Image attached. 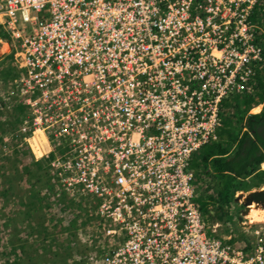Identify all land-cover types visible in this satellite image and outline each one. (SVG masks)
Returning a JSON list of instances; mask_svg holds the SVG:
<instances>
[{"label":"built area","instance_id":"1","mask_svg":"<svg viewBox=\"0 0 264 264\" xmlns=\"http://www.w3.org/2000/svg\"><path fill=\"white\" fill-rule=\"evenodd\" d=\"M64 1L69 3L63 5ZM104 1V4L91 5L94 17H88L80 9L81 0H0V19L5 32L18 45V50L20 48L17 51L19 60L25 64L21 68L19 88H23L21 92L28 96L22 104L31 109L30 114L25 116L26 120L31 117L30 125L40 128L52 144L60 145L63 150L68 145H76L74 163L85 165L88 173L95 175L93 181L87 173L70 172L58 159L51 166L61 169L57 172L62 181L60 184L66 186L69 193L74 190L80 194L98 192L92 195L98 199V214L107 219L105 222L110 228L107 232L123 237V242L129 236L132 239V243L118 247L116 252L112 248L101 259V264H231L237 257L251 254L257 255L259 264H264V247L261 245H254L247 251L236 250L229 245L220 249L203 237V232L197 230L191 220L198 211L190 199V182L175 179L163 187L160 178L156 183L143 178L146 174L167 176L169 168L183 173L184 170L189 171V160L185 158L210 143L213 138L211 132L218 125L214 120L204 121V116L214 107L219 108L230 93L250 90L247 82L253 81L255 65L264 62L261 47L254 43L256 25L251 23L250 18L251 9L260 0H159L171 9H183L179 13H168L166 19L180 16L192 20V23L187 27L177 24L176 29H169L153 15L150 23L161 30L157 37L140 31L135 24L117 17L115 13L105 14V10H116L146 20L145 8L132 0ZM46 4L56 13L41 12ZM54 4L57 6L54 7ZM148 6L155 13L156 4L149 2ZM83 23H88V27ZM76 26L84 31L67 29ZM26 27L34 30L35 38L17 40ZM114 32H117V38L112 37ZM80 40L94 46L100 63L91 56L90 46L79 43ZM158 40H163L164 44ZM46 41L50 43L49 55L53 60L67 57L64 65L53 64L49 72L38 69V65L50 61L42 54ZM212 49L218 51L219 58L211 55ZM118 58L128 61L134 68L127 72L145 71V66L136 61L138 59L153 62L157 71L152 73L150 80L168 79L171 87L177 82L186 84L187 91L199 93L186 101L191 108L193 104L200 103L203 113L189 111L184 101L177 107L162 102L158 98L162 88L154 87L150 93H144L137 83L124 88L121 81L127 84L133 81L116 71L114 63ZM202 62L206 63V67L200 66ZM71 67L78 73H71ZM178 71L184 75L177 80L174 74ZM90 72L98 75L99 79L91 78ZM232 75L234 78L230 84ZM63 76L70 77L74 89L64 86ZM36 90L42 92V100L32 95ZM172 97L175 101L176 97ZM111 99L120 105L137 107L130 112L131 116L139 117L137 123L128 124L138 133V141L128 138L124 122L110 124L101 119L97 106L105 105ZM148 108L179 112L184 128L170 131L167 120L161 117L162 112L148 114ZM69 112L73 117L68 116ZM80 113L89 117L88 128L97 137L88 131L83 139L69 141L67 135L77 127ZM216 116L219 117V113L213 115ZM191 139L194 141L188 143ZM131 144L146 155H140L138 160L129 148ZM91 146L104 148L109 153L104 159L110 157V164L116 165L127 179L106 173L101 159L96 153L88 151ZM176 164L182 168L179 169ZM164 199L168 200L166 204H163ZM147 200L156 201L159 205L144 206ZM124 213L126 222L119 223ZM174 215L187 219L172 223L166 221V216ZM202 225L205 226L203 221Z\"/></svg>","mask_w":264,"mask_h":264},{"label":"rangeland","instance_id":"2","mask_svg":"<svg viewBox=\"0 0 264 264\" xmlns=\"http://www.w3.org/2000/svg\"><path fill=\"white\" fill-rule=\"evenodd\" d=\"M255 10L256 11H253L254 14L252 17L253 19L256 18L258 22L254 23V25H256L257 32L264 33L263 0L256 4ZM2 22L3 21L0 20V30L4 33L5 27ZM21 35L23 36L24 34L22 33ZM115 37L117 38V35ZM260 40L264 45V38H260ZM17 47L18 45L15 41L7 37V35L5 37H0V172L5 171L11 178H14L12 180V187L11 183L9 184L10 190L8 191V198L3 199L5 202L0 198V224H3V222L6 223L9 219L7 228H1L2 225L0 227V264H5L8 259H11V261L13 260L12 256H5L4 252L6 253V250H8L6 244H10V240L16 239L14 237V235H16L15 233L20 231L21 233L19 236H22V238L25 239L29 232V227L25 229L24 224L22 226L24 217L17 219V216H21L18 210L19 198L22 197L25 192L26 184L24 182H27L26 179L28 177L27 172L22 169L24 166H26V168L28 167L31 173H36L40 176V180L45 181V184L47 183L46 181H48V185L50 187L46 188L44 192L47 191V195L51 200L59 199L63 201V204L65 203L67 208L65 209L64 214H67L69 218L76 217L74 222L75 224L72 223V221H69L66 224L65 231L63 230L64 232L56 235V238H59L55 240L57 244H54L48 236H46L47 240H45V237L42 238V236H37L33 233L30 234L27 238V244L32 245L31 250H33L34 253L32 259L34 262L33 264H55L52 261L53 259L56 260V258H63V260L66 261V264H76L79 260V262H81V260L85 259L87 262L86 264H101V259L106 254L110 253L111 246L113 247L114 252L120 244L109 243H113L115 237H108L104 233L105 229L109 228V226L107 223L105 224V221L100 219L97 215V204L95 207H90L89 204L82 203L83 200L91 201L95 197L90 196L87 193L80 194L75 190L73 193H69L67 187L60 184L62 181L57 175V172L61 169L51 166V163L54 161L53 159H55V161L61 159L62 164L64 162H71L68 156L65 155V152L68 150L74 151L77 146L71 144L63 150L60 145L57 146L55 144L57 149H53V144H51V142L46 138L45 133L40 130V128H33L30 125L31 117L26 120L25 116L30 114L31 109L22 104V100L26 99L28 96L27 93L21 92L23 88H19V86H21L20 78L22 77L21 68H23L24 65L23 62L19 60L20 55L17 51H19L20 48L18 50ZM10 54L11 57H9ZM32 95L40 100L43 99L42 92L39 90H36ZM15 105L24 106V114L21 115L18 111L13 113V106ZM253 106L255 109L253 108L251 113L258 112L261 109L259 101L256 104H252V107ZM38 110H40V107ZM227 111V109L225 110L221 108V112H219V117L223 118L222 122L229 120L224 119L227 116ZM35 115L37 116L38 113L36 112ZM6 121H8V125L4 127L1 123H5ZM13 125L16 127H13ZM223 125L225 126V124ZM221 126L222 123L217 131L218 136ZM35 137V145L39 150L38 153L34 150L35 147L32 143V140ZM67 138L69 141L83 139L77 137ZM212 143L213 141L211 143H207L205 146H209V144ZM48 146H50L51 149H49ZM205 146L194 154V157L197 158V160H192L190 167L194 171V179H197V184L202 187L206 194V192H212L213 186L211 184L214 185V179L209 176L205 177L201 175V171L204 166L201 164V161H199V158H201L200 154L204 150ZM59 150L62 152L61 155L58 154ZM33 163H35V165H33ZM29 165L32 166L29 167ZM74 170L81 172L78 169H73L72 171ZM260 172L261 171L247 179H244L243 189H247L252 184L254 185V182L256 183V179L260 175ZM36 188L39 193H41L43 190V184L38 183ZM247 195L248 193L245 191L243 193H241V191H237L234 196L235 198H230L228 203L222 207L223 214L220 213V216H222L221 221H218L217 219L207 220L203 216V219L207 224V236L210 239L220 240L221 242L230 245L238 244L236 247L242 250L246 246L248 249L253 247V244L251 243L255 242V238L257 236L256 231L264 236V217L262 220L256 221L254 218H250L251 216H244L243 211L245 210V197ZM71 199L77 200V203L80 202V210L77 209V206L69 203ZM200 206L201 211L203 212V206ZM257 206L260 209L263 208L261 205ZM214 208L215 207L213 206H209L212 213L217 211V208ZM87 209H89V211ZM47 210H44V214ZM42 214V210L39 209H37L36 213L34 212L37 222L38 216ZM86 222L87 224L83 226V223ZM93 224H96V226H93ZM90 226L95 227L96 229ZM34 228L38 229L37 226H34ZM57 229L58 227L53 229V236L54 233L58 231ZM41 234L44 235L43 233ZM260 237L261 235H259V238ZM65 241H68L69 244H64ZM116 241L117 240H115V242ZM47 245L48 248L52 247V250L50 249V251H46ZM42 248H45V251ZM73 251V255L67 257V255ZM60 259L57 264H63ZM91 259H93V263Z\"/></svg>","mask_w":264,"mask_h":264},{"label":"trees","instance_id":"3","mask_svg":"<svg viewBox=\"0 0 264 264\" xmlns=\"http://www.w3.org/2000/svg\"><path fill=\"white\" fill-rule=\"evenodd\" d=\"M254 11L256 10L254 9ZM253 14L254 12L252 15ZM254 22L257 23L258 20L256 21V18H254ZM6 35L8 37L7 32L3 33L0 30V37H5ZM256 36L257 42L263 46L260 38H264V33L257 32ZM9 57H11V54ZM254 71L255 75L253 76V84L250 90H243V92L238 95L233 94L220 104V112L221 108L228 110L226 112L227 116L224 119L229 120L222 122L223 118L221 117L222 126L219 130L218 139L213 141L212 144H209V146H205V144V148L200 154L201 158H199V161H201V164L204 166L201 175L205 177L209 176L214 179V185L211 184L213 186L212 192H206L205 194L202 187L197 184V179H194L195 174L193 178V186L197 193L196 203L200 211V205L203 206L204 211H201V213L207 220L217 219L221 221L222 216H220V213L223 214L222 207L228 203L230 198H235L234 196L237 191L244 190L246 192L249 191L251 187H259L261 184H264V170L260 169L261 164L264 163V68L262 70H260V68L255 69ZM258 101L263 104L261 111L257 113H248V110L252 108V104H256ZM24 109L22 105H15L13 106V113L18 111V113L22 115L24 114ZM1 124L5 127L8 125V121ZM223 124H225V126ZM15 125H13V127H16ZM194 154L190 160V166L192 160H197ZM33 165H35V163H33ZM30 166L32 165H29V167ZM22 169L27 172L28 177L26 179L27 182H24L26 184L25 192L22 197L19 198L18 210L21 216H17V219L24 217L22 226L24 224L25 229L29 227V232L25 239L19 236L21 233L20 231H18V233L16 232V235H14L16 239L10 240V244H6L8 250H6V253L4 252V255H8L9 257L12 256L13 260L11 261V259H8L5 264H33L34 262L32 259L34 253L33 250H31L32 245L27 244V238L30 234L33 233L37 236H42V238L45 237V240H47L46 236H48L54 244H57L55 240L59 238H56V235L65 231L66 224L69 221L74 223L76 219V217L69 218L67 214H64L67 206L65 203L63 204V201L59 199L51 200L47 195V191L44 192L46 188L50 187L48 181H46L47 183L45 184V181L40 180V176L36 173H31L26 166ZM259 171L261 172L256 179V183L254 182V185L252 184L247 189H243V180L257 174ZM192 172L194 173L193 170ZM0 179V181H2L0 182V198L3 200L8 198V191L10 190L9 184L11 183L12 187V180L14 178H11L9 174L4 171L0 172ZM38 183L43 184L41 193H39L36 188ZM3 201L5 202V200ZM69 203L77 206V209L80 210V202L77 203V200L71 199ZM82 203H87L90 207H95L98 203V199L94 198L91 201L83 200ZM209 206L217 208V211L212 213ZM37 209L43 212L42 215L38 216V222L34 216V212L36 213ZM44 210H47L45 214ZM8 220L6 223H1L0 227L2 225L1 228H7ZM86 224L87 222L83 223V226ZM34 226H37L38 229L34 228ZM93 226H96V224H93ZM57 227L58 231L55 232L53 236V229ZM64 244H69V242L65 241ZM42 249L45 251V248ZM50 249L52 250V247L48 248L47 245L46 251H50ZM73 253L74 251L70 252L67 257L73 255ZM59 259L60 258H56V260L53 259L52 262L57 264ZM61 260L63 264H66L63 258L60 259V261ZM92 260L93 259H91V261ZM79 261L76 262V264L87 263L86 259L81 260V262Z\"/></svg>","mask_w":264,"mask_h":264},{"label":"bare ground","instance_id":"4","mask_svg":"<svg viewBox=\"0 0 264 264\" xmlns=\"http://www.w3.org/2000/svg\"><path fill=\"white\" fill-rule=\"evenodd\" d=\"M132 1L137 3V5L139 7L145 8L146 15L148 17L146 20H141V19H139L137 17L134 18L133 16H130L129 14H126L124 12H118L116 10H105V14L106 15H111V14L115 13V15L117 17L124 18L127 22H129L131 24H135L140 29V31H144L146 34H148L151 37H157L159 35V33L161 32V30H159L158 28L152 26V24L150 23V19L152 18L153 15L157 16L161 20V23L166 28H169V29H176L177 28V24L178 25L180 24V25H182L184 27H187V26H189L192 23V20H187L185 17H180V16L176 17L173 20L172 19L168 20V19L165 18V15H167L168 13H171V12H178V13L182 12L183 11L182 8L171 9L170 7L166 6L165 4L160 3L159 0H132ZM149 2H152V3L156 4L157 9H156L155 13H152L150 11V7L148 6ZM68 3H69V1H64L63 5H67ZM79 3H80V6H81L80 9H81V11L83 13H85L88 17H94L91 14L90 6L91 5L92 6H96L98 4H104L105 1L104 0H95V1H92V0H81V2H79ZM256 4L251 9L252 13H253V10H254ZM49 6L50 5L46 4L43 8H41L40 11L43 12V13H56L55 12L56 10H53V9L51 10L49 8ZM56 6H57V4H54V7H56ZM180 15L181 16H185L184 13H180ZM250 18H251V23H255L254 19L252 17V14H251ZM82 25L88 27V23H83ZM99 26L100 25L98 24V30H100ZM21 28L22 27L20 26L19 29H21ZM67 29H70V30L75 31V32H83L84 31L83 29L79 28V26H76L74 29L70 28V27H67ZM22 33L24 34L23 36L21 35ZM22 33H20V37L22 39L35 38V32H34V30L32 28L26 27L25 30ZM256 33H257V30L255 32V35H256ZM116 35L118 37L117 32H114L112 37L115 38ZM20 37H18L17 40ZM158 42L161 43V44H164L163 40H158ZM79 43L84 44V45H89L90 46V54L93 57V59L96 60L99 63L101 62L100 57L95 54L94 46H92L90 42H87V41H84V40H80ZM113 43H116V41H113ZM254 43L258 44L261 47V45L257 42V38H255ZM49 44H50L49 41H46V44H45L44 48L42 49V54H43L44 58H50V61L48 63H42V64L38 65V69L40 71L49 72L51 70V66L53 64H56L58 66H62V65L65 64V62L67 60V57H64V56L58 57V58L53 60V57H50V55H49ZM261 49H262V47H261ZM261 54H262L261 56L264 57L263 49H262V53ZM211 55L214 56L215 58H219V53L215 49H212V54ZM208 57L209 56H205V58H208ZM136 61L142 63L145 66V71L134 70L132 72H127V70L134 69V68L130 65V63L128 61L121 60L120 58H118V60L114 63L116 68H117L116 71H119V72L123 73L125 77H127V78H129V79H131L133 81L132 83H129V84L124 83L123 81H121L120 84L124 88H128L129 86H132L134 83L139 84L141 86V88H142L144 93H150L154 87L162 88L163 91L159 94V97H158L162 102H164V103H166V104H168V105H170L172 107H177V106H181V102L184 101V103L186 104V106H187L189 111L192 109L196 113H199V114L203 113V109H202L200 103L193 104L192 108H191L189 102L186 101L187 98H189L191 96L199 95L198 92H192V91L189 92V91H187L188 86L186 84L182 83V82H177V84L175 86L171 87L169 85V83L167 82V81H169L168 79H167V81H163V80H159V79L150 80L152 73H156V71H157L156 65L153 62L145 61V60H142V59H138ZM23 65H25L24 62H23ZM200 66L201 67H206V63L202 62V63H200ZM259 68H260V70H262L264 68V62L256 63L254 69H259ZM103 69H104L105 72L108 71L106 68H103ZM70 72L77 74L78 70H76L74 67H71L70 68ZM174 75H175L174 77L178 80V79H180V77H182L184 75V73L181 72V71H178L177 74H174ZM90 77L93 78V79H99V76L94 74L93 72H90ZM86 78H87V76H86ZM233 78H234V76L232 75L230 77V80H229L230 84L232 83ZM62 82H63L64 86H66L69 89H74L75 88V86H74V84H73V82H72V80L70 79L69 76H63ZM111 83L114 84V85L118 84V82H111ZM250 84H251V81L247 82V86H250ZM242 92H243V90L234 91V92L230 93L228 96L230 97L233 94L238 95V94H240ZM172 96L176 97L175 101H173V97ZM136 108L137 107L134 106V105H127V106L120 105L114 99L108 100L105 105H98L97 106V110L99 111V113L101 115V119L105 123L116 124V123L124 122L125 123L124 129H125V132L128 135V138L129 139L132 138V139H135V140L138 141L140 139L138 133L131 127V125L128 124L129 122L137 123L139 117L130 115V112H132ZM154 111H161L162 112L161 117H163V118H165L167 120V123H168V125L170 127V131H176V130H180V129L184 128L182 115L179 112L173 111V110L171 111V110L164 109V108L163 109L162 108H156V109L148 108V109H146V113H148V114H151ZM219 112H220V104H219V108L217 106L214 107V109L207 116H204V118H203L204 121L214 120L218 124L216 126V129L211 132V134H213V138H212L211 142L214 141V140H217V131H218V128L220 127V125H221V117H217V116L213 117V115L214 114L216 115V113H219ZM68 116L69 117H73V115L70 112L68 113ZM67 122L72 123V120H68L67 119ZM89 122H90L89 117L86 114H84V113H80V118H79L77 127L71 133H69L67 135V137L84 138V133L88 132V131H92V133H93L92 136L97 137L96 133L92 129L88 128ZM175 126L177 127V129H175ZM40 132H42V131H40ZM193 141H194V139H191L188 143H192ZM32 143L34 144V147H35L34 150L37 151V153H38L39 150L36 148V145H35L36 137L32 140ZM204 145H202V146H204ZM38 146H39V144H38ZM129 148L133 152H135V155L138 158V160L140 159V155H143V156L146 155L144 151H141L140 149H138L134 144L129 145ZM88 151L96 153L97 157L99 159H101V164H102L103 170L106 173H111L117 178L119 177V178H122L124 180L127 179V177L125 175L121 174L119 172V170H117L116 165L110 164V161H111L110 157L108 159H104L109 154L104 148L91 146L88 149ZM192 155L185 158L186 160H189V164H188L189 171H185L184 170V173H183L180 170L169 168L168 169V173L169 174L167 176L166 175H162V174H160V175H158V174H146V175L143 176V178L152 180L154 183H156L158 181V179L160 178V180L162 181V186L163 187H167L175 179L182 180L184 182H190V184H191V186L189 188L190 199H191V201H192V203H193V205L195 207V210L198 211L197 216H195V217H193L191 219L192 221H194L195 228L197 230H199V231H202L203 232V237L206 240L214 242L218 246V248H220V249H222V248L226 247L227 245H229L230 247H232V248H234L236 250H241L240 248L236 247L238 244H231V245L230 244H226V243L221 242L220 240L210 239L207 236V232H206L207 231V228H206L207 224H206V222L203 219V214L199 210L198 204L196 203L197 194H196L195 188L193 186V179L190 178L191 175L194 177L193 172H192L191 167H190V160L192 158ZM176 165L179 167V169L182 168L180 164L179 165L176 164ZM63 166L67 167L70 172H72L73 169H78L81 172L89 174V176L92 178L93 181L95 180V175L91 174V173H88L85 165H82V164L77 165L74 162H64ZM254 192H258V191H254ZM85 193H87L90 196H94L92 194H99L98 192H94V191L93 192L85 191ZM250 193H253V192H250ZM167 201H168L167 199H164L163 204H166ZM149 204L159 205L158 202L151 201V200L144 201V203H143L144 206L149 205ZM257 205H261V204L256 203V202H252L251 204H246V202H245V206L244 207H246V209H248V210L247 211H243L244 216L246 215V212L249 211L248 214H247L248 217L251 216L250 218H252V219L254 218V220H256V221L257 220H262V218L264 217V209L260 210V208ZM261 206H264V205H261ZM142 214H144L143 210H141V215ZM97 215L100 217V219H102L104 221H107V219L103 218L100 214H98V212H97ZM135 217H138V216H135ZM125 218H126V214L124 213V215L120 218L119 223L120 222H124L125 223L126 222ZM184 218L187 219V217L180 216V215H174V216H171V217L166 216L165 217L166 221L171 222V223L173 221H175V220H180V219H184ZM202 221L204 222L205 226L202 225ZM114 228L115 229L117 228V224H115ZM109 229L110 228L105 229L106 235L108 237H115V239L117 241L115 243H113V244H120L118 246L119 248L124 247L128 243H132V239L130 238V236L126 238L125 242H123L124 241L123 237L117 236L116 234L108 233L107 231ZM162 229H164V228H162ZM256 233L258 235L256 234L257 236L255 238V242H253L251 244H253V246L254 245H261L262 247H264V236L262 234L258 233L257 231H256ZM259 235H261L260 238H259ZM117 250H118V248L114 252H116ZM247 250H248V247L246 246L241 251H247ZM231 264H259V262L257 261V255L251 254V255H248V256H243L242 258H238L237 257L235 261L231 262Z\"/></svg>","mask_w":264,"mask_h":264},{"label":"crops","instance_id":"5","mask_svg":"<svg viewBox=\"0 0 264 264\" xmlns=\"http://www.w3.org/2000/svg\"><path fill=\"white\" fill-rule=\"evenodd\" d=\"M254 9H255V8H254ZM253 11H254V10H253ZM263 46H264V45H263ZM263 46H261L262 49H264ZM263 54H264V50H263ZM252 84H253V81H251L250 86H248L250 89H251V87H252ZM260 104H261V109H262V105H263V104H262V103H260ZM253 108L255 109V107L253 106L251 109L248 110L249 113H251V110H252ZM257 109H258V108H257ZM261 109H260L258 112H260ZM252 113H253V112H252ZM254 113H257V112H254ZM51 144H52V143H51ZM48 147H49V149H51L50 146H48ZM53 149H57L55 144H53ZM73 153H74V151H72V150H68V151L65 152V155L68 156V158H69V160H71V162H74V159H73ZM58 154H59V155L62 154L61 150L58 151ZM59 155H58V156H59ZM53 160H55V159H53ZM263 165H264V163L261 164V167H260L261 170H264ZM72 172H77V170H74V171H72ZM193 175H194V173H193ZM193 178H194V177H193ZM67 190H68V188H67ZM259 190H264V184H261L259 187H251L249 191H246V193L249 194L250 192L259 191ZM243 192H244V191H241V193H243ZM196 194H197V193H196ZM97 204H98V203H97ZM262 207H263L262 209H264V206H262ZM88 210H89V209H88ZM247 210H248V209H246V207H245V210H244V211H247ZM260 210H261V209H260ZM248 212H249V211H248ZM248 212H246L245 217H248V216H247ZM105 224H106V223H105ZM105 224H104V226H105ZM104 226H103V228H104ZM104 233H105V231H104ZM105 234H106V233H105ZM115 240H116V239H114V242H115ZM114 242H113V243H114ZM109 243H110V244H113V243H111V242H109ZM111 248H113V247L111 246ZM106 255H107V254H106Z\"/></svg>","mask_w":264,"mask_h":264},{"label":"water","instance_id":"6","mask_svg":"<svg viewBox=\"0 0 264 264\" xmlns=\"http://www.w3.org/2000/svg\"><path fill=\"white\" fill-rule=\"evenodd\" d=\"M246 204H251L252 202L264 205V190H259L258 192L250 193L245 197Z\"/></svg>","mask_w":264,"mask_h":264}]
</instances>
